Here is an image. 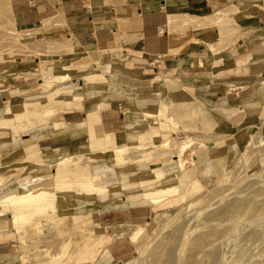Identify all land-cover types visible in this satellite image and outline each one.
I'll use <instances>...</instances> for the list:
<instances>
[{"label": "rangeland", "instance_id": "rangeland-1", "mask_svg": "<svg viewBox=\"0 0 264 264\" xmlns=\"http://www.w3.org/2000/svg\"><path fill=\"white\" fill-rule=\"evenodd\" d=\"M213 7L205 17L174 16L173 21L193 22L169 27L174 62L148 59L133 45L136 35L126 45L128 38L118 33L112 45H100L91 57L55 61L72 58L60 56L72 51L67 25L49 19L43 30L19 27L10 0H0V166L8 170L0 175V198L40 184L28 182L38 170L44 171L38 182L52 183L62 171H88L103 178L96 186L107 187L103 198L60 195L52 214L34 215L26 206L20 211L30 214L21 220L8 221L16 212L5 223L0 219V264H264V89L255 93L264 77L253 82L250 76L207 73L211 99L203 97L201 84L188 82L189 72L225 69L223 55L240 33L237 26H248L251 15L242 12V5L234 7L229 0L228 6ZM209 26L219 30L205 43L210 63L201 54L205 68H191L183 48L199 41L197 35ZM44 29L47 35L38 36ZM165 89L161 99L157 94ZM66 95L72 96L64 100ZM106 104L112 106L110 116ZM162 105L176 126L164 123L172 117L157 114ZM73 110L80 111L76 122L103 110V127L110 121L107 125L115 128L107 132L124 131L116 141L132 145L121 155L122 164L116 163L114 148L100 155L108 136H96L93 122L74 134L77 128L64 121ZM162 130L167 134L162 136ZM167 141L169 147H160ZM183 144L185 168L177 157ZM68 158L56 172L55 160ZM162 171L173 174L172 180L152 182L153 174ZM164 187L173 190L160 204L142 198ZM123 226L141 233L135 243L130 233L116 236L104 245L107 257L97 236L114 237Z\"/></svg>", "mask_w": 264, "mask_h": 264}, {"label": "crops", "instance_id": "crops-1", "mask_svg": "<svg viewBox=\"0 0 264 264\" xmlns=\"http://www.w3.org/2000/svg\"><path fill=\"white\" fill-rule=\"evenodd\" d=\"M231 1L234 7L239 6V4L242 5L240 8L242 12L244 11L251 16H248L247 28L237 26L240 33L232 37L228 48L224 52L225 69L213 72L197 70L189 72L188 82L190 84H201L200 87L205 88L203 93L205 99H211L212 97L206 90L209 86L204 83L207 73H232L237 78L250 76L253 82H256L260 77H264V0ZM10 3L12 13L19 27L33 26L43 30L42 23L49 19H59L67 25L69 33L66 38L68 47L72 51L64 52L60 56L72 58L70 60L59 59L55 61L84 59L89 54L91 57L92 53L99 50L100 45H112L115 41L114 35L118 33L124 34L125 38H128L124 41L126 45H130L129 39L136 35L138 39L133 45L138 46L147 55L148 59L163 57L166 61L174 62L176 58L170 56L173 42L169 37V27H183L193 24V22L186 23L180 20L173 21L174 16L205 17L206 11L213 12V6H217V4L228 6L229 0H10ZM246 4H249L250 7L245 8ZM58 26L60 25H55V27ZM212 28V26L203 28L197 35V38H200L199 41H190L188 47L187 45L184 46L183 49L187 48L186 54L191 68L203 66L200 62L201 54L202 57L210 60L207 58L210 53L206 50L205 43L212 39L211 35L219 34V30L212 31L210 30ZM42 34L47 35V30L44 29L38 36ZM56 46H59V44ZM103 53L107 57L110 56L108 47L103 49ZM98 56L91 59L93 64L98 63ZM203 67L205 68V66ZM263 89L264 85H258L255 93L261 95ZM165 93L166 89L157 95L163 99ZM221 103L222 101L217 102V104ZM106 106L111 107V113L108 116L112 115V106H109V104H106ZM164 109L173 118V121L164 122L165 125L169 128L176 126L174 115L167 106L162 105L158 111L163 112ZM228 110L230 109L226 111ZM102 111H99L97 116L94 117L92 125L94 134L105 136L106 134L118 135L123 133L124 131H120L118 134L107 132L106 128L110 132L115 128H112V123L107 125L110 124V121L107 124L104 122L103 127ZM77 113H80V111L73 110L65 113L64 116L67 126L73 125L77 128L74 134L83 133V125L89 124L88 118L84 119L83 122L74 121V115ZM167 130H162V136L167 134ZM125 228L122 227L123 230H127ZM129 233L130 231H128ZM97 237H101L99 240L103 242V253L110 257L111 255L104 245L116 238V235L114 237L100 235ZM94 262L89 261L88 263L96 264Z\"/></svg>", "mask_w": 264, "mask_h": 264}, {"label": "bare ground", "instance_id": "bare-ground-1", "mask_svg": "<svg viewBox=\"0 0 264 264\" xmlns=\"http://www.w3.org/2000/svg\"><path fill=\"white\" fill-rule=\"evenodd\" d=\"M205 63H206V65H209L210 62L208 60H205ZM71 96L72 95H70V97ZM70 97H69V95H66L63 98H64V100L65 99L67 100ZM164 110H163V112L157 111V114L163 118H167V117L170 118L171 115H169L166 112V110L165 111ZM96 116H97V114H96ZM125 121L127 123L130 121L129 111H125ZM90 122H94V116H90L88 118V123H90ZM185 129H189V127L185 126ZM190 132H192V131H190ZM106 135L108 136V138L106 140V150L101 152L100 155L104 156L107 154V151L111 150V148H114V150H115L114 152H116L115 154L119 155V156L117 155L118 158L116 160V163L118 165L122 164L124 161L122 160L121 155L124 156V152L126 151V148H128L129 145H132L131 142H129V144L127 143L126 145H122V144L118 143L119 140L116 141L115 135H112V134H106ZM160 147H162V148L169 147V142L167 141V142L162 143V145ZM207 149L213 150L214 148L212 146H207ZM186 150H187L186 145H184V144L181 145L180 151L177 155V157L179 158L178 165L182 168H185L183 157H184V153L186 152ZM67 160H69V158L65 159V160L64 159H62V160L59 159L57 161L55 160V162H57V165L59 167L56 170V172L61 171L60 170L61 165L64 164L65 162H67ZM139 160H143L142 157L139 158L138 161ZM131 161H133V160H131ZM5 163H8V162H5ZM78 169H79V167H78ZM6 171H8V170L3 168L2 166H0V175L5 174ZM33 172H35V171H33ZM42 172H44V171L38 170V172H35L36 174L31 175L30 179L28 180V182L31 180L30 183H32V184H34V183H40V184H36L34 186L29 187L26 192L16 193L15 191H13V192L11 191V192H8V193L2 195L3 198H0V219H3L4 223H5V221H7V217L9 215H11L12 212H16L17 214L15 217L9 219L8 221H11V220L19 221L23 217H25L26 215H29L30 213L20 211L21 209L25 208L26 206H27V208H29L30 206L32 207V212L34 213V215L37 213H42V212H48L49 213L50 210H51V214H52L53 210L59 209L58 199H59L60 195H67V194H71V193H76V195L83 194L85 196H94V197L96 196V197H102L103 198V196H105V195H103L102 193L107 191V187L95 185V182L97 179H100L99 181H101V180H103V178L100 175H99L100 177H98L96 174H94V172L93 173H89L88 171L84 172V173L83 172L82 173L75 172L76 174H79L80 176L74 177L75 173L73 175H70V174L66 173V171L65 172L62 171L59 174L58 173L56 174L54 181L52 183H47V181H45V180L38 182L37 176L40 175ZM153 175H154V180L152 182H154V181L168 182L169 180H172V178H173V174L172 175H166L163 171L162 172H155ZM32 180H34V183ZM141 187L142 186H140V188ZM148 187H150V186H148ZM127 189H135V187H129ZM127 189H126V191H128ZM171 190H173L171 187H168V188L164 187L162 190H160V191L157 190L153 194L147 193V194L143 195L142 198H145V202L149 200V202H152L155 204H160L161 202H163L165 200L164 195ZM174 190H175V188H174ZM129 191L132 192V190H129ZM129 200H131V199H129ZM113 201L114 200H112L110 203H112ZM133 201H135V200H133ZM47 203H49V204H47ZM122 203H124V202H122ZM137 203H139V202H137ZM140 205H142V203H140ZM1 223H2V221H1ZM117 229H119L120 231L118 233L116 232V236L121 235V234L122 235L128 234V232L126 230H123L122 227H119ZM140 233H141V231H138V232L133 231V233L131 234L132 241H134Z\"/></svg>", "mask_w": 264, "mask_h": 264}]
</instances>
